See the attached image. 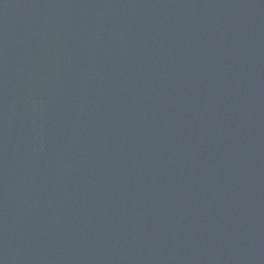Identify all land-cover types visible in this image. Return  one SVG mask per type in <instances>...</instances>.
Returning a JSON list of instances; mask_svg holds the SVG:
<instances>
[{"label":"water","instance_id":"1","mask_svg":"<svg viewBox=\"0 0 264 264\" xmlns=\"http://www.w3.org/2000/svg\"><path fill=\"white\" fill-rule=\"evenodd\" d=\"M0 264H264V0H0Z\"/></svg>","mask_w":264,"mask_h":264}]
</instances>
